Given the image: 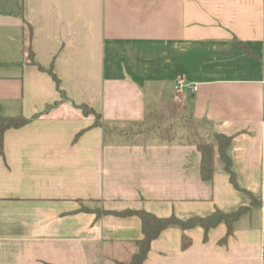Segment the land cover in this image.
<instances>
[{"label":"crops","instance_id":"obj_1","mask_svg":"<svg viewBox=\"0 0 264 264\" xmlns=\"http://www.w3.org/2000/svg\"><path fill=\"white\" fill-rule=\"evenodd\" d=\"M0 114L30 120L3 137L0 264H127L141 220L97 213L240 208L225 243L169 228L144 264H264V0H0ZM147 120L231 137L236 184L217 147L206 181L185 134L130 132Z\"/></svg>","mask_w":264,"mask_h":264},{"label":"trees","instance_id":"obj_2","mask_svg":"<svg viewBox=\"0 0 264 264\" xmlns=\"http://www.w3.org/2000/svg\"><path fill=\"white\" fill-rule=\"evenodd\" d=\"M39 68L40 70L44 71V68L40 66ZM48 73L55 82L59 93L64 98V92L61 90L60 79L56 76V74L52 70H50ZM80 109L82 110V113L86 117L92 115L95 116V120H96L95 126L101 125V116L98 113H96L94 109L89 108L86 105L80 106ZM48 110L46 112H48ZM151 121L147 120L141 125H139L140 131H138V133L141 132L149 133L147 131H151L152 130L151 128H153L150 127ZM29 123L30 120L25 118L24 116L5 117L0 114V141H1L0 153H3L2 145H3L4 134L9 130L21 129L27 126ZM190 123H194L195 125L201 124L192 120H190ZM195 125L189 127L188 131H191V128L194 129ZM105 129L107 128L105 127ZM195 130L192 133L189 132L190 134L187 132L185 134V137L186 139H188L190 143H194L202 154V163L200 167L202 178L206 181H210L213 178L214 154H215V149L217 147L221 160L224 163V169L230 175V181L233 184H236L235 173L232 169V158L228 153L229 148L231 146L232 138L224 134L217 132L213 133L211 131L210 134L202 137L201 133L200 132L197 133V131ZM155 131L166 132L165 137L161 133L159 135H155V137L158 136V138L163 141H171V139L175 137V132H172L173 131L172 125L168 127L157 126ZM251 198H252V202H255L254 197L252 196ZM247 210H248L247 208H240L232 213H224L222 211L217 210L210 216L204 218H192L186 221L179 220L175 217L158 218L157 216L148 213L144 210H125L119 213L103 211L97 214L98 216L102 214L115 215L118 217L136 216L141 220L143 237L142 239L136 242L135 252L133 253L130 261L127 264H144L151 252L153 242L156 241L165 230L173 227H178L185 231L188 229H193L195 227H201L205 230V236L207 239L209 231L223 223L226 224L228 227L227 236L221 241V243L223 244L232 234V224L238 219H240L247 212ZM86 211H90V210L86 209ZM190 244L191 242L188 239H184L183 248L184 249L187 248Z\"/></svg>","mask_w":264,"mask_h":264},{"label":"rangeland","instance_id":"obj_3","mask_svg":"<svg viewBox=\"0 0 264 264\" xmlns=\"http://www.w3.org/2000/svg\"><path fill=\"white\" fill-rule=\"evenodd\" d=\"M151 121V120H150ZM163 124V122L160 120V121H155V120H153V121H151V125H150V127H153V128H151L152 130L151 131H147V132H149V133H146V132H142V133H140V134H144V135H148L149 137L150 136H153V137H155V135H159L160 133L165 137L166 136V132L165 131H155V129H156V127L157 126H160V127H163V126H165V125H162ZM183 124V123H182ZM193 125H195L194 123H190V121L188 120V122L187 123H185L184 122V126H185V128L184 129H178L177 131H176V129H175V131H172V132H175V135L177 136V135H181V134H186V133H184V132H190V133H192L195 129V131H197V133L198 132H200L201 133V135H202V137L203 136H207L208 134H210V129H208L206 126H204L203 124H199V125H195L194 126V129H192L191 128V131H188V128L189 127H191V126H193ZM148 128V127H147ZM130 130V132L131 133H138V131H140V128H138V126H133L132 128H130L129 129ZM147 130V129H146ZM145 130V131H146ZM122 132V131H121ZM189 133V134H190Z\"/></svg>","mask_w":264,"mask_h":264},{"label":"built area","instance_id":"obj_4","mask_svg":"<svg viewBox=\"0 0 264 264\" xmlns=\"http://www.w3.org/2000/svg\"><path fill=\"white\" fill-rule=\"evenodd\" d=\"M184 87H185V83L182 80H178L176 89L181 92L184 89Z\"/></svg>","mask_w":264,"mask_h":264}]
</instances>
